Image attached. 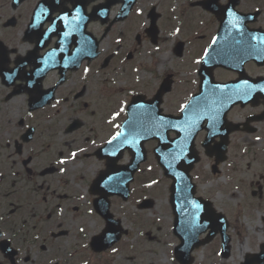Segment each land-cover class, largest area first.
I'll use <instances>...</instances> for the list:
<instances>
[{"label":"flooded vegetation","instance_id":"1","mask_svg":"<svg viewBox=\"0 0 264 264\" xmlns=\"http://www.w3.org/2000/svg\"><path fill=\"white\" fill-rule=\"evenodd\" d=\"M212 76L236 91L224 177L239 179L248 218L263 216L241 264H264V0H0V264H101L90 242L103 220L59 217L94 216L103 150L128 119L150 123L163 83L162 114L178 115L202 86L216 89ZM111 156L133 160L119 146ZM212 244L214 259L221 237Z\"/></svg>","mask_w":264,"mask_h":264},{"label":"rangeland","instance_id":"2","mask_svg":"<svg viewBox=\"0 0 264 264\" xmlns=\"http://www.w3.org/2000/svg\"><path fill=\"white\" fill-rule=\"evenodd\" d=\"M151 164L153 166V163ZM157 178L159 183L149 190V194L139 190L140 185H137V187L134 188L136 203L140 202L145 196H151V198L155 200L156 206L151 208L149 211H137V205L132 207L119 205L114 208L113 211L116 218H121L125 222V226L127 227L125 228H129L130 231L132 230V234L130 237L126 239L124 238L123 244L117 245L113 250L103 255V262L101 264H178L173 257L174 254L171 253L179 242L173 236L174 220L169 206L167 193L169 181L163 177L162 172L158 171ZM197 179L198 178H195V180ZM218 184L222 190L216 188L215 192H211L210 188H214L216 186L215 181L212 180L210 182H206L205 184L200 183V195L209 199L213 197L218 208L225 213L231 208L235 209L236 198H233L231 204H227V186L223 181H218ZM78 192L79 194L84 195V192L79 189ZM126 211L130 212L132 217L131 220H134V223L131 222V220L124 219L120 214ZM83 216V213L73 215L72 212L66 211L63 216L59 217V219L70 220L73 218L74 220V217H78V219L76 218L77 220L94 219H89L88 217L83 218ZM258 218H260V215H256L255 219ZM142 220L146 221L144 223H138ZM233 226V234L242 232L241 236H238V239L234 237L236 240L242 242L244 237L254 238L252 234H249L245 230L249 226H254L252 220H233ZM242 234L244 235L242 236ZM148 237L152 238L151 242L148 241ZM194 256L196 258L195 264L220 263L218 258L216 261L213 260V252L206 248H203L199 252H195ZM241 257V251L237 249L233 253L232 259L226 264H239Z\"/></svg>","mask_w":264,"mask_h":264},{"label":"water","instance_id":"3","mask_svg":"<svg viewBox=\"0 0 264 264\" xmlns=\"http://www.w3.org/2000/svg\"><path fill=\"white\" fill-rule=\"evenodd\" d=\"M158 154L161 157L163 165L167 168V175L169 177H175L176 174L181 173L179 166L173 165L174 155L172 152L163 150V155L159 152ZM185 183L187 184V182ZM194 202V192L192 194L185 193L182 201L178 198L174 208L176 215L174 232L183 241V245L177 250V257L178 259L180 257L182 260L190 256L193 248L200 244L197 241L199 235L205 232L208 227L216 225L213 212L207 208L208 204L203 203L201 200ZM115 237V231H110L109 239L113 240Z\"/></svg>","mask_w":264,"mask_h":264}]
</instances>
